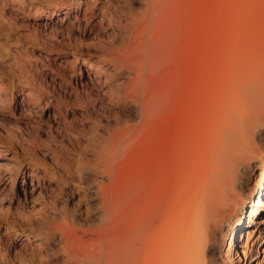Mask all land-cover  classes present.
Returning a JSON list of instances; mask_svg holds the SVG:
<instances>
[{
	"label": "bare ground",
	"instance_id": "bare-ground-1",
	"mask_svg": "<svg viewBox=\"0 0 264 264\" xmlns=\"http://www.w3.org/2000/svg\"><path fill=\"white\" fill-rule=\"evenodd\" d=\"M190 1L188 36L168 22L182 11H173L179 0L169 9L166 0H129L116 20L118 40L92 47L68 19L70 8L57 7L63 46L81 44L87 81L78 85L65 61L59 82L42 73L26 78L27 91L0 85V116L18 117L23 92L22 115L49 116L46 141H68L66 149L88 143L77 172L98 201L95 218L80 222L56 197L39 222L45 237L23 240L54 245L56 264H219L228 239L230 264L248 257L264 215V0ZM95 67L116 85L110 94L90 72ZM63 82L75 86L69 91ZM108 94L124 112L114 126L97 115L88 128L84 113L96 112ZM64 161L72 179L75 155ZM259 164L258 188L249 190ZM30 176L39 188L41 176Z\"/></svg>",
	"mask_w": 264,
	"mask_h": 264
},
{
	"label": "rangeland",
	"instance_id": "rangeland-1",
	"mask_svg": "<svg viewBox=\"0 0 264 264\" xmlns=\"http://www.w3.org/2000/svg\"><path fill=\"white\" fill-rule=\"evenodd\" d=\"M127 1L129 2V0H0V85H5L10 92L12 89L26 87L27 84L24 83L31 74L38 77L43 75L42 73H50L57 78V73L63 71L65 61L73 63L72 66L77 70L79 81H74V84L77 82L79 85L80 79L85 83L88 78L86 70L89 66L80 57L81 44H78L79 46L73 44L68 48L63 46L64 35L61 32L60 22L63 17L54 15V10L57 7L70 8L72 18L68 19L85 30L84 45L92 47L101 42L118 40L117 19L121 15L123 6L127 5ZM175 1L178 3V0H171L169 4V0H166L168 9L172 3V8L176 6ZM181 2L184 3V8L183 3L178 7ZM179 3L177 9L175 7L173 11H178L180 8L182 11L181 9L180 13L175 11V14L178 13L175 19L173 18L176 21H171L172 18L169 17L168 22L171 24V30L181 35L186 31L188 33L184 36H188L191 25L188 12L192 2L179 0ZM134 7L140 9L141 5L135 2ZM210 24L211 21L208 22V25ZM90 72L103 83L109 94L115 89L116 85L109 80L105 69L95 67ZM57 81H60L59 77ZM63 84L69 91L74 88V84L68 85L65 82ZM109 94L101 98L102 102L98 104L96 112L84 113L87 115L88 124L96 123L97 115L102 119L105 118L104 126L108 123L112 126L116 124V118L124 112V108ZM19 96L18 117L0 116V264L61 263L60 256L54 251V245L50 246L51 244L47 243L44 245L35 238L29 242L23 240L27 233L45 237L46 231H43L39 222L56 197L60 199V204L67 206L80 222L95 218L98 201L90 198V193L77 172L82 165L78 158L85 153L88 143L86 140H81L75 148L69 146L70 148L66 149L64 144H68V141L60 138H57L56 144L46 141L49 116L40 110H36L35 115H22L21 99L26 94L22 92L18 94ZM48 109L46 108V111ZM73 109L76 114L83 113L80 107ZM104 126L100 132L106 135ZM38 138L40 142H36ZM262 139L264 144V134ZM57 154H60L58 161ZM73 155L76 160L73 169L77 176L74 173L71 179L65 173L64 157ZM31 173L41 176L39 188L37 179H34V187L31 186L33 179ZM261 174L262 166L259 164L247 184L249 190L254 191L258 188ZM71 185L76 189L71 191L69 189ZM12 199L14 200L12 215L3 216ZM24 201H27L25 206L19 207ZM242 239L243 236L239 238L236 247L241 245ZM230 242L228 239L218 251L219 264H230L227 255ZM263 250L264 215L260 218V224L255 228L250 241L248 257L245 258L241 254V260H236V264H264ZM53 251L56 254L53 255ZM239 251L242 253V249Z\"/></svg>",
	"mask_w": 264,
	"mask_h": 264
}]
</instances>
